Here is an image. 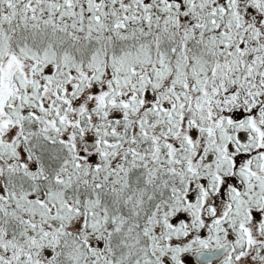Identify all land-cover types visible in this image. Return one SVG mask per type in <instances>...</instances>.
Masks as SVG:
<instances>
[{
    "label": "snow or ice",
    "instance_id": "6c2138e0",
    "mask_svg": "<svg viewBox=\"0 0 264 264\" xmlns=\"http://www.w3.org/2000/svg\"><path fill=\"white\" fill-rule=\"evenodd\" d=\"M0 264H264V0H0Z\"/></svg>",
    "mask_w": 264,
    "mask_h": 264
}]
</instances>
